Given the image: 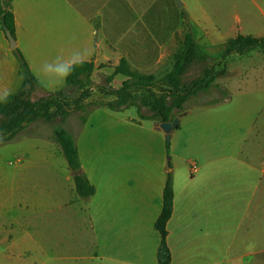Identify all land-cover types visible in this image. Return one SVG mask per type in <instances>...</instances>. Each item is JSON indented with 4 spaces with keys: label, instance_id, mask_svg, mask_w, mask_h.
<instances>
[{
    "label": "crops",
    "instance_id": "1",
    "mask_svg": "<svg viewBox=\"0 0 264 264\" xmlns=\"http://www.w3.org/2000/svg\"><path fill=\"white\" fill-rule=\"evenodd\" d=\"M180 2L181 5L177 0H12L14 37L31 72L44 87L38 89L46 94L66 87L65 83L56 85L60 82L57 66L65 60L93 61L96 66L102 64L114 68L124 58L131 69L157 75L166 66L167 71L172 68L189 32L198 48L215 59L221 56L227 41L237 34L264 36V0ZM22 81L19 61L0 27V95L6 90L9 93L16 91ZM47 81L53 86H46ZM233 101L234 95L219 103L224 105L210 108L216 111L214 120L223 121L221 114L228 115L238 110L232 105ZM209 121L211 117L206 110L193 112L190 109L178 113L168 126L163 122L155 123L165 135L170 133V141L173 136L183 137L185 145L190 146L194 153L188 159L184 158V163L176 169L164 148L161 170L152 185L138 179L141 175H136L135 179V175H129L127 185L122 180L125 188L122 190L119 184L112 182L116 176L112 171L106 173L103 185L98 187L80 160L81 170L94 185L95 192L85 202H78L79 208L69 212L68 217L63 216V210L73 207L76 197H80L75 189L73 171L68 165L66 172L31 169L36 164H26L24 157L20 156L18 167L9 177L13 178L11 184L3 187L9 197L19 191L18 183L28 175H50L48 186L61 189L65 186L67 192L58 194L54 191L45 198L39 197L38 203L44 209L40 218L33 219L35 210L32 216L30 211L22 214L23 220H16L23 229L18 237L11 232L16 225L14 220L5 223L0 219V228L4 225L7 228V231L0 229V264H17L14 259L19 260L18 264H30L25 256L37 250L38 240L41 255L55 250L54 264H77L79 258L92 256L103 259V264H159L157 248L160 233L154 224L162 209L167 169L173 172L174 190L173 211L166 225L170 264H262L264 116L241 133L244 142L240 150L245 148L244 135L247 132L257 130V126V131L261 132V139L246 144L252 146L249 148L251 152L242 155L210 152V148L215 146L208 142L209 128L205 129V122ZM28 126L19 135L41 136L28 135ZM232 134L233 129L223 134L221 143L235 144L238 140ZM239 161L246 166L248 183L251 175L258 171L257 184L240 187L239 177L237 184L234 182V173L239 172H235L234 162L238 164ZM48 162L42 166H52ZM213 162L216 163L215 170L211 167ZM183 171H188V174L184 175ZM241 188L251 192L245 203H240V195L239 199L232 196L227 200L229 203L225 205L224 202L216 208L213 218L208 217V206L218 204L223 194L239 193ZM257 192L260 193L257 195ZM31 197L35 199V196ZM18 204L19 208L28 209L38 206L29 199L23 206L21 202ZM14 206L15 203H10L8 209H15ZM102 207L106 212L99 214ZM0 208L3 211L5 204L0 202ZM79 209L84 212L81 217L77 212ZM98 230L103 232L97 234ZM81 231L83 239L92 243L94 253L91 255H79ZM256 240L260 242L258 246L252 242ZM98 248L102 251L96 255ZM96 261L86 264H101ZM43 263L48 264L49 258L41 261Z\"/></svg>",
    "mask_w": 264,
    "mask_h": 264
},
{
    "label": "rangeland",
    "instance_id": "2",
    "mask_svg": "<svg viewBox=\"0 0 264 264\" xmlns=\"http://www.w3.org/2000/svg\"><path fill=\"white\" fill-rule=\"evenodd\" d=\"M216 60L217 59L214 57L209 59V61ZM206 64V62H203L193 65L184 75V80L189 81L199 76ZM167 69V66L161 69L156 76H159L163 71H167ZM227 69L228 71L225 75L216 79L218 85L210 87L207 91H202L191 96L184 110L191 109L193 112L206 110L207 115L211 117V121L205 122V129L209 128V132H207L208 142L210 145L215 146V148H210L211 153L235 152L242 155L243 153L251 152L249 148L252 146H246L249 141L254 142L261 139V132L257 131L259 128L257 126V130L249 131L244 135L246 141L245 148L240 150L244 142L241 133L246 131L251 123H258L259 119L264 116V57L256 51H251L245 55L236 54L229 59L227 58ZM113 70L114 68L111 65H95L90 77L84 79L86 87L89 86L91 88V96L87 98V102L96 99L108 100L111 98L108 94L99 91L98 87L106 86L108 88H116L120 85L121 81L125 78L121 74L115 75L110 83L105 80V77L111 74ZM79 91L80 88L78 86H70L65 87L63 93L71 100L79 94ZM227 93L229 97L234 95V103H232V105L239 109L228 115L221 114L223 121L214 120L216 111L210 108L224 105L219 104L224 100L217 101L222 99V96ZM43 95H45V92L41 89H37L33 93V98L37 99ZM88 108L85 122H82L81 119V115L85 114V112L78 110L67 117L64 126L72 133L79 149L80 160L85 164L87 173L98 187L103 185L102 183L106 173L112 171H114L116 175L113 177L112 182L119 184V187L123 188L122 190H125L122 185V180H124L127 185L129 175H135L133 179L136 178V175H141L138 179H143L147 184L152 185L156 181L161 170L162 156L165 154V150L173 159L176 169L180 163H184V158L188 159V156L194 153L190 146L187 147L185 145L183 137L173 136V140L170 141L169 138H167V133L165 135L162 129H157L156 127V124L158 125V123L161 122L140 117L138 110L134 106L120 110H111L105 106H89ZM140 110L143 114H151V111L146 107H141ZM0 118H2V116H0ZM59 122L60 120L57 117L50 122L39 120L29 123V126L26 128V132H29L28 135L41 136L25 137L18 134L16 138L0 146V202L4 203L6 207L3 211L2 208H0V219L4 220L5 223H8V220H14L13 222L16 223V225H13L11 232L15 237H18L23 232L22 227L19 226L16 221L17 219L23 220L22 214H27L30 211L32 216L35 210L33 219L40 218L41 212L44 209L40 207V202L38 203L39 197L45 198V196L51 195L54 191H57L58 194H61V192L63 194L64 191L67 192L65 186L64 189L49 187L48 180L50 175L46 177L28 175V177L22 179L21 182L18 183L20 189H18V192L15 191L11 197L3 190L4 186L8 187L11 184L10 181H12L13 178L9 179V177L12 176L11 174L15 167H18L17 160L20 156L24 157V163L36 164V166L31 167V169L48 168L66 172L67 163L65 157L59 145L52 139L53 128L58 125ZM230 129L234 130L232 137L238 141L230 145L221 143L222 135ZM216 140L218 144H216ZM47 157L49 158V162L47 161L48 164L52 166H42L43 164L47 165V162H45ZM197 161L199 162V160ZM234 164L235 172L239 171L238 173H234L236 176L234 182L236 184L237 177L240 178V187H251L253 184L258 183V171L254 175H251L250 183H248V179H245L247 174L245 171V164L241 161H239L238 164L234 162ZM211 167L215 170L216 163L213 162ZM168 168L171 169L170 166ZM257 168L260 170V166ZM167 171L168 173H173L168 169ZM96 172H99V174H96ZM183 174H188V171L187 173L183 171ZM259 193L260 192H257V195ZM249 194L251 195V192H247L244 188H241L239 193L229 194L228 196L223 194V197H219L218 204H211L207 207L208 217L213 218L214 213H216V208L221 206L224 202L226 205L230 197L233 196L234 199H239L240 195V203L243 204L245 200H247ZM31 196H35V199L33 200ZM76 198L78 199L76 202H73V207L63 210V216L68 217L69 212L79 208L78 202H85V200H87V197L80 196ZM27 199L35 202L38 205L37 208L36 206H33L31 209L27 207L19 208L20 205L18 202H21L23 206V203L26 202ZM10 203H15V209H8ZM77 212L80 217L84 214L81 209ZM105 212L106 209H104V207L100 208L99 214ZM202 213H204V211ZM0 229L7 231L5 225ZM102 232L103 231L98 230L97 234ZM36 236L38 239V234ZM79 236H81L79 238V240H81L79 243V255L82 256L87 253L91 255L94 253V250H92V243L87 239H83V231L79 233ZM252 242L255 246H258L260 243L258 240ZM39 245L40 242L38 240L37 250L32 251L31 254L27 253L29 254L28 257L25 256L27 262H30V264H41V261H45L48 257V264H54L55 250L47 251V254L44 256L40 254ZM100 251L102 250L98 248L95 254H99ZM262 257L264 258V254H262ZM95 260L103 264V259L100 260L98 257L94 259L93 256L89 259H83L81 257L77 261V264H86ZM14 261L17 264L19 263L18 259H14ZM262 264H264V260Z\"/></svg>",
    "mask_w": 264,
    "mask_h": 264
},
{
    "label": "trees",
    "instance_id": "3",
    "mask_svg": "<svg viewBox=\"0 0 264 264\" xmlns=\"http://www.w3.org/2000/svg\"><path fill=\"white\" fill-rule=\"evenodd\" d=\"M6 26L15 35L14 14L12 0H0V27ZM13 51L19 61L23 74V81L19 88L10 93L7 101L0 100V146L13 140L34 121L50 122L59 118L60 122L53 128L52 139L55 141L67 161L68 167L73 171L80 169L79 173L73 174L76 192L81 197H89L95 192L94 185L88 180L81 170L79 152L72 133L64 126L67 117L75 112L82 111V122L86 121L89 106H105L111 110H120L130 106L136 107L140 117L163 122L168 126L173 118L185 109V105L191 96L210 87L218 85L216 79L227 73V58L233 55H245L256 51L264 57V36L237 34L230 38L221 56L216 61H209L204 51L198 48L192 33H187L183 47L175 58L172 68L166 73L156 76L143 74L131 69L126 59L121 58L111 74L105 77L111 82L115 75L121 74L125 78L116 88L99 86L98 90L111 96L108 100L96 99L87 102L91 96V88L86 87L84 79H88L94 70L93 61H83L82 65L75 68L65 81L66 87L78 86L79 94L68 99L63 90L59 89L47 92L45 95L34 99L33 93L38 88H44L31 72L29 65L21 50L16 45ZM207 64L199 76L189 81L184 80V75L189 69L199 63ZM218 100L227 99L228 93ZM141 107L151 111L150 115L140 112ZM173 181L171 173H168L162 193V209L155 221V228L160 233V243L157 248L159 264H170L171 252L167 245V221L173 211Z\"/></svg>",
    "mask_w": 264,
    "mask_h": 264
},
{
    "label": "clouds",
    "instance_id": "4",
    "mask_svg": "<svg viewBox=\"0 0 264 264\" xmlns=\"http://www.w3.org/2000/svg\"><path fill=\"white\" fill-rule=\"evenodd\" d=\"M82 63L83 60L70 59V60H65L64 63L58 65L56 72L60 76V82L56 85L62 86L65 83L67 77L75 71L76 67L82 65ZM46 86L51 87L53 85L51 84L50 81H47ZM9 95H10L9 91L6 90L3 93V95H0V100L6 102Z\"/></svg>",
    "mask_w": 264,
    "mask_h": 264
},
{
    "label": "water",
    "instance_id": "5",
    "mask_svg": "<svg viewBox=\"0 0 264 264\" xmlns=\"http://www.w3.org/2000/svg\"><path fill=\"white\" fill-rule=\"evenodd\" d=\"M177 4L181 5L180 0H177ZM3 28H4V31H5L7 38L9 40L10 47L14 48L16 46L15 37L12 35L11 31L5 25L3 26ZM169 136H170V133H167V138H169ZM79 172H80V169L73 170V173H79Z\"/></svg>",
    "mask_w": 264,
    "mask_h": 264
},
{
    "label": "built area",
    "instance_id": "6",
    "mask_svg": "<svg viewBox=\"0 0 264 264\" xmlns=\"http://www.w3.org/2000/svg\"><path fill=\"white\" fill-rule=\"evenodd\" d=\"M193 168V167H192Z\"/></svg>",
    "mask_w": 264,
    "mask_h": 264
}]
</instances>
